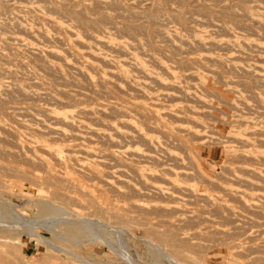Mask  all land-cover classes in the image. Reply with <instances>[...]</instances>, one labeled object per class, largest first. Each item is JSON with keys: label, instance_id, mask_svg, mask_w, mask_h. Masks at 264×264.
I'll list each match as a JSON object with an SVG mask.
<instances>
[{"label": "bare ground", "instance_id": "6f19581e", "mask_svg": "<svg viewBox=\"0 0 264 264\" xmlns=\"http://www.w3.org/2000/svg\"><path fill=\"white\" fill-rule=\"evenodd\" d=\"M8 1H10V0H0V5H1L0 8L3 6H6V8L13 10L16 13L21 14L22 12H24L25 15L26 14H29V15L32 14V17H34L36 20V23H35L36 27L32 29L31 26H29V25L27 26V24L25 22L24 23L26 25H23L21 22H18L16 24V22H15L14 25H16L18 27L20 33L12 36L10 38H8L9 36L5 37V39H7V38L9 39L8 42L6 41V42H4V44L0 45V95L2 94V96H3V94H8L10 92H12V93L16 92L17 95L20 94L21 97H24V100L26 98H29V97L32 98V96L38 97V95H43L48 99V102L50 104L46 103V105L47 104L48 105L45 107H41V106L29 107L28 106L27 108H21L20 106H18L21 109L26 110V114L30 108H31L30 111H32V109L34 111L37 110V112H36L37 114H38V111H40V112H42L43 117L42 118H36L35 116H33V114L30 113V117H29L30 119L28 118L29 120H26L27 118L26 119L24 118L25 120L14 119V121L17 120L16 122L19 123L23 128V130L14 131V130L8 128L6 122L5 123L1 122V120L4 117H7L9 114H12L13 112L12 113L10 112L9 114L7 112L6 113L3 112L4 108L2 109L1 106H3L5 103L3 102V100L0 97V123H1L0 124V129H1L0 135H5L8 137L11 136L12 139L21 140V142H22V144H21V143H18V141H15L17 143V145L14 146V149H11L12 148L11 147L9 150L7 149V151H5L4 149L1 148V150H0L2 152V153L0 152L1 154L4 153L7 156V158L8 157H14L15 158L17 156V157H19L18 158L19 160L20 159L28 160L30 156L36 155V153L39 151L45 155H48V157H50L54 162H56L55 164H62L64 159H68L70 161H73L76 164H79L80 168L84 172H87L89 175H91L92 177L96 178L99 181L101 179V176H103L101 174L102 170L100 171V169H99L100 164H102V163H100V159L102 158V157L100 158V154H101V150H102V149H100L101 148L100 146H102L101 143L104 142V141L101 142V140L106 139L105 142L109 141L110 143L114 144L115 142L116 143L118 142L117 138H119V140H120V142H118L119 144L115 143L116 146H118V149L110 151V155H111L113 160L112 159H109V160H110V162L116 161L117 166H118L119 162H120V164L124 163L125 165L124 164H122V165H124V167L128 168L127 170H130V172H132V174L135 173L134 174V175H136L135 177L138 178L136 183L131 181L130 179L124 180L123 186L125 188L131 190V192L136 194L137 196H139V195L140 196L150 195L153 197H160V198H162V197L163 198L164 197L173 198V200H171L169 198L172 201L171 203L168 202V204H161L160 203V204L148 205L149 207L144 205L143 201L140 199H139V202L138 201L136 202V200H135L134 202H132L130 204V206L132 207V210L137 211V216H138V213L141 214L138 216L140 218L134 217V218H136V220L138 218V220H137L138 222H140L139 220L141 218L146 219V220L141 219V222L143 220L147 221L146 222L147 227L145 229V230H147L146 231L147 234L149 232L152 235L155 234L158 236H165V240L160 239L159 242L157 241V244H155L156 242L154 243L153 238H152L153 242L150 239L152 243H148V244L150 245V249L152 251H155V252L161 251V255H164L166 257V259H168L170 261L171 264L173 262H179L181 260L180 258L182 257L181 255H180V258L178 257L179 251H177L175 248V247H177V245L175 247H173L175 245L174 243H177L178 241L180 243L182 241H187L184 239H185V234H187L185 232L187 229L185 230V228H188V227H186L188 225H186L185 228L183 229V227L181 225H185V224H180V223H190L189 221H191V223H192L194 220L195 225H196V223L197 224L200 223V226H201L202 223L207 222L206 220L210 221V218L207 219L206 216H203V215L207 214V212L210 211L211 208L214 209L216 211V213L220 214V216L225 215V220H223V218H221L223 221H226V217H227L226 214L235 213V211L232 212V210L233 209L238 210L239 207H240L239 209H241V206L243 208H245L244 206H246L248 208V210H247L248 212L250 210L249 208L253 209V211H254V208H256L258 210L259 209L264 210L263 209L264 204H262L264 202L257 200L256 197H254L255 199L252 198V200L254 199L256 202H254L252 204L248 203V200L250 198L247 196H249L253 192H248L250 194L246 196V192L244 195L242 193L244 191L241 192L240 189H239L240 192L238 193L237 197H235L233 199V196L231 194H230V196L232 197L233 200L236 199L240 203V205L242 204L241 206H239L237 208L233 207V209H232L230 206L223 204V202L226 201L223 199V197L226 198L228 196L227 199L230 201V199H229V198H231L229 196L230 190L228 193V189H225V191H227V193H224L223 195L227 194L226 196L218 195L219 192L218 193L216 192V194L212 193V192L215 190L217 191V189L219 188V190H222L221 192L223 193L224 192V184H228L227 181L226 182L223 181V183H222V181H220V182L219 181L218 182L211 181L210 183L208 182L210 184L209 186H211V187H209L207 189V191L206 190L201 191L197 188L192 187L193 189L188 190L189 192H187V190L185 191V192H187L186 195H182V196H185V197H183L184 199H182L181 193H180V195L178 193V195L181 197L180 200H179V198L177 199V193L175 194V191L176 190H177V192H184V191H179L178 190L179 187L178 188L174 187V185L176 186V183H173L169 179V175L174 174L177 176L178 175L181 176L183 174L182 177H185V176L187 177V175L189 173L187 174L185 172L186 170L180 171V172H178V171L177 172H170L171 169L169 167H167L168 166L167 163H166L167 166H165L164 162L161 163L162 157L161 158L159 157L161 159L159 161V158L157 157L158 154L156 155V148L159 147L158 148L159 151L161 149L163 154L166 155V157H167L166 159L169 158L171 161L177 159V153L174 152L176 150V148L175 149L173 148L174 150H169L171 147L169 149L164 148V147L160 148L161 147L160 143H162V141L160 140L161 141L160 142L158 137L155 136L154 134H152V131L156 130V132H153V133H156L157 135L159 133L157 131H161L162 135H159L160 137L165 136V137H168L167 139L172 138L173 142L176 141L175 143H177V145H179L180 147H184V148L188 147L186 145V141H184L185 138H183L184 133L186 135H189L190 137H194L193 139L196 138L197 141L199 139L200 140L204 139L205 137H209L207 139L211 138V139H214L216 141L218 140L219 141L218 143L221 144L220 146H222V148L224 150V154L225 153L227 154L226 157L229 156L230 158H233V160L235 158V160L237 159L238 161L240 159L239 162L236 161L238 164L237 166L232 167L233 165H235L236 162L232 161L234 164L231 162L233 165L230 164V165H232L231 166L232 168H230V169L231 170L234 169V170H232L233 172L228 171L229 174L234 173L235 169L241 173H242V171H246L247 173L249 172V173H251L250 175H252L253 173L264 174V149L262 148V146H264V118H261V115L254 116V112L251 109L252 107L249 108V104L247 102V99H249V97L251 96L250 94L253 93V95H256V93L251 91L252 93L249 94L250 96L247 95L249 97L244 96L243 92L246 91L248 93L250 90L248 87H246V85H248V84H246V82H243V81H240V83L238 81L239 85L242 83L240 85L241 88L243 86L242 89L237 88V86L239 87V85L237 83H234V82L222 81V83H223L222 87L220 86L221 84L219 85V83H217V84L220 87H217V86H213L212 83L210 84V83H205L204 81H202L203 77L207 78L209 75H214L217 73L212 68L213 65L226 64L233 69L234 67H236L238 62H241L240 64H243L240 66L242 73L247 75V76L252 77L257 82H260L261 83L260 85L264 86V6L263 5H260L258 3L253 4L254 2L252 1L253 2L252 6L248 7L246 10L242 9L243 14H244V11H246V16H244V17H246V19L249 21V23H252L253 25H255V24L258 25V27L261 30H263V34H259L256 31L250 33L252 29L246 30V31H248V32L250 31V32L245 34V32H244L245 30L243 31V29H242L245 27H242V26H241L242 28L240 27L241 29H239V31H243L244 33L239 32L238 30H236L238 28H235V27L240 26V24H241L240 22H239L240 24L237 26L235 25V27L227 24V22H223L221 24L210 22L208 24V27L204 26V27H207L206 29H208V28L210 29L209 31H207V30L203 29L204 27L199 23V20L197 18L192 19L190 17L192 19V20H190V22L191 21L193 22V26L187 28V30L189 29L187 33H185L187 31L185 28H183V29H185V31H184V33H182L183 31L180 30V28L182 29V27H180V26H179L180 28L178 26L177 27L173 26L172 28L164 30L163 32L159 31L162 34L160 36H163L166 40L169 41V45H168V42L164 38H161L160 36L159 37L167 42L166 45L168 47L170 46V48L172 49L171 51L175 52V55L172 54L170 56H167V55L164 56V53L166 52L165 51L166 48L161 49L162 51H165L164 53L162 51L158 52L159 50H156L158 52V54H157L156 52H154L155 49H153L154 51L151 50L154 47L152 46V48H150L151 46H150V43L148 44V40H147V42L145 41L146 38L144 41L150 46L149 49H147L148 45L145 42L143 43L139 39V37H135L136 36L135 33L138 32L135 30L137 26L133 27V28H135L134 29L136 31L135 33L132 31V28H131V26H133V25L128 26V28H126V29L120 27L119 29H121V30L123 29V30L127 31V33H128V34H126L127 38H124L126 36L124 31H122V32H124V34H123V36L125 35L124 37L121 35L120 38H119V36H116L117 38H113L112 37L113 34L111 35L107 31V28H106L107 26L102 25L103 27H101V24L104 23L105 21L107 22L106 24L112 23V22L108 21V16H107L108 14L105 15L106 13L101 17L107 18V20L105 19L104 22L100 21L101 24L99 25V28H97V29L94 28L96 30V31H94V29L92 27L89 28L90 25L87 22V20H89L90 22H91V20L90 19L85 20L83 18V17H85L84 16L85 14H83V17H81L80 13L78 14L77 11L75 13V17L77 18L78 22H80V23H77V21H76V23L78 25L75 23L74 26H72L73 24L72 25L70 24L71 22L69 21V19H71L72 15H74V14H72V11L69 9V7H68V9L71 11V13H70L71 16L69 15V17H71V18H69V19L67 18V19L70 23L66 21L67 19L63 20V18L60 17V16H62L61 13H60L61 15L59 14L60 16L56 15L57 13H59V10H57V9L59 7H62L63 5L65 6L67 4V2L64 4V2H62L61 0H18L16 3L9 4ZM63 1H65V0H63ZM70 1H72V3H73L75 0H70ZM90 1L93 3V4L92 3L91 4L94 5L95 8L97 6H99V7L100 6H104V7L110 6L111 7V6H115V4L117 3V2L115 3L116 0L115 1L114 0H77V2L79 4H81V6H82L81 9H85L86 7H88V5L90 4ZM179 1H180L179 3H181V2L184 3V1L186 2V0H179ZM255 1L260 2V0H255ZM77 2H75V3H77ZM135 2H137V1H135ZM215 2H216V0H215ZM263 2H264V0H263ZM68 3L70 4V6L74 7L73 4L71 5V3L69 1H68ZM118 3L117 4L120 5V2H118ZM182 5H184V4H182ZM129 6H131V5H129ZM132 6L136 7L133 4H132ZM175 6H177V5H175ZM99 7H97V8H99ZM104 7H101V8L104 9ZM204 7H205V5H204ZM223 7H225V6H223ZM90 8H92V7H89V9ZM105 8H108V7H105ZM121 8L124 10H126V9L131 10V8H129L128 6H124ZM160 8L157 7L156 9L158 10ZM205 8L207 9V7H205ZM63 9H65V8H63ZM113 9H111V10H113ZM178 9L179 8H177V10ZM55 10H57V13ZM86 10H88V9H86ZM96 10L98 11V10H100V8L96 9ZM96 10H95V13H96ZM108 10H110V9H108ZM117 10H121V9L118 8ZM124 10H122V11H124ZM4 11H6V9ZM90 11H92V9ZM122 11H120V13H122ZM154 11L157 12L156 10H152V12H154ZM179 11L177 13L178 16L180 14ZM7 12L9 13L8 10H7ZM202 12L204 13V11H202ZM11 13H12V11H11ZM82 13H83V11H82ZM99 13H100V11H99ZM127 13H128V10H127ZM169 13H171V11ZM224 13H225V11H224ZM221 14H222V11H221ZM66 15L68 16V13ZM109 15H111V14H109ZM112 15H113V13H112ZM227 15L229 16V13ZM155 16L153 18H155ZM238 16L241 17V15H238ZM119 17H120V15H119ZM171 17H172V15H171ZM65 18L66 17H64V19ZM95 18H97V16ZM208 18H209V16H208ZM73 19H74V17L71 20L73 21ZM99 19L103 20V18H100V17H99ZM185 19H187V18H185ZM171 20H173V19H171ZM174 20H175V18H174ZM176 20L178 21L179 19L176 18ZM247 20H244V21L247 22ZM18 21H20V20H18ZM183 21H184V19H183ZM216 22H218V21L216 20ZM231 22L233 23V21H231ZM246 22H244V23H246ZM92 23H93V20H92L91 24ZM79 24H82V25L88 24L89 25V26L88 25L87 26L80 25L82 27V29L87 28V32H85V34H83V32L86 31L84 29H83L84 31L82 33L78 32L76 30L77 26H78V28H81V27H79ZM177 24L180 25L179 22ZM182 24H184V23H182ZM75 25H77V26H75ZM128 25H130V24H128ZM184 26H186V25H184ZM250 26H251V24H250ZM7 27H8V25H7ZM95 27H97V26H95ZM122 27H124L123 24H122ZM141 27H142V25H141ZM88 28L90 30H92V29L93 30L90 31V30H88ZM247 28L249 29L250 27L247 26ZM254 28L257 29L256 27H254ZM111 29H113V27H111ZM111 29H108V30H111ZM117 29H113V30L117 31ZM142 30H144V29L142 28ZM214 30H220L221 32L223 31L224 33L221 36H219V35L212 36V33H214L213 32ZM139 31H141V30L139 29ZM145 31H146V29H145ZM148 31H150V30H148ZM150 33H151V31H150ZM153 33H154V31H153ZM219 34H221V33H219ZM128 35L130 37H128ZM137 35H138V33H137ZM0 39H2V38H0ZM3 41H4V39H3ZM157 43H159V42H157ZM146 45H147V47H146ZM163 46H165V45H163ZM191 46H194V49L195 48L196 49L194 51L192 50L193 52L191 51V53H190V49H193V48H191ZM156 47L159 48V46H156ZM186 47H188V49L190 47L189 53L187 52V50L185 51L184 48H186ZM158 48H156V49H158ZM184 51H185V53L187 52L188 54H186V55L182 54V52H184ZM246 52H250V53L254 54V57H255L254 61H253V57H251L253 63H246V61L250 60V58H249L250 55L248 56V54ZM161 53H163V54H161ZM166 54H167V52H166ZM28 65L33 68V72L32 71L30 72V73H33V76H32L33 78L31 77L32 79L27 80L26 82H21V81H19V80H21V79H19L21 77L20 76L18 78L19 80H17V74L19 75L21 73V69L22 70L25 69V67H28ZM69 72L70 73L74 72V74L76 76H78L80 79L77 77H73V76H75L73 74H72V76H70ZM133 72H135V75L132 74ZM68 73H69V75H68ZM240 74H238V76ZM67 75L70 79L71 78L72 79L68 80L69 78L67 79ZM25 76H23V77H25ZM49 76H52L53 79H51ZM193 78H194V81L196 80L197 82L194 83V81L192 80ZM187 79L188 80L190 79L193 82H191V81L189 82V81H187ZM55 80H57V81L60 80L61 82L65 81V82L71 83L73 85V87H77V89H71V88H69L71 90L62 89V88H59V86H57V84H55L57 86V88H55L54 83L57 82ZM215 80H217V79H215ZM215 80H213V81H215ZM23 81H25V80H23ZM217 82H220V81L218 80ZM250 82H252V81H250ZM213 83H215V82H213ZM62 84H64V83H62ZM235 84H237V86ZM53 85H54V87H53ZM251 86H249V87L254 88L253 86L252 87ZM198 87L203 90L202 92L205 91L204 92L205 95L204 94L203 95L198 94V92L196 93V88H198ZM82 89H84V90H82ZM255 90H257V88H255ZM61 94H65V95L67 94L70 98L67 96L68 98L64 99V97L62 98ZM94 94H96V96L99 94H106L104 96H107V99L105 97H103L102 95H99V98L101 96L103 97V98H100L101 100L105 98L103 101H100V100H98L99 99L98 96L97 97L93 96ZM14 95H15V93H14ZM208 95H210V97L212 96V98H215L214 100L217 101V103H219L220 107L222 106L223 108L217 109L215 107L216 104L215 105L213 103L209 104L208 101L206 99H204L206 96L209 97ZM245 95H246V93H245ZM92 96L95 97V99L97 98V100H91L93 102H90L89 99L93 98ZM39 97H41V96H39ZM45 97H44V99H46ZM164 98H167V99H164ZM36 99L37 98H35V100ZM87 101H89V103ZM174 101H178V102L175 103ZM258 101H256V103ZM33 103H34V101H33ZM35 103H36V101H35ZM238 104H240L241 107L243 106L242 109H246L247 111L244 110L245 112H240L241 109L240 110L238 109ZM253 105H254V102H253ZM4 107H6V105H4ZM258 107H260V106H258V104H257V108ZM7 108L12 109V111H15L16 109H17L16 111H18V109L20 110V108H17V107H10L9 106ZM215 108L217 110L214 113H216L218 111V114H220V111H221L222 115L213 114L212 109H215ZM261 108L264 109L263 106L260 107L259 109H261ZM10 109H8V110H10ZM228 109L230 110V112L228 111ZM253 109H255V108L253 107ZM251 110L253 113L250 112ZM34 111H32V112H34ZM254 111H256V110H254ZM26 114H24V115H26ZM251 114H253V116H251ZM9 116L13 118V114L9 115ZM15 116H17V114ZM40 116H42V115H40ZM204 116H210L211 118L214 119V120H212L209 117L212 121L221 123L223 125V127H224V125L227 126L228 127L227 128V134L225 136L219 135L218 132H216L217 134H215L214 131L212 132V130H211L212 128L210 130H208V132H207L205 129L207 127L208 128L210 127L208 125L210 123L202 121V117H204ZM263 116L264 115H262V117ZM105 117L106 118L109 117V118L105 119ZM205 119H207V117ZM179 121H180V123H176V124L173 123V122H179ZM182 122H184V124ZM212 124H215V123H212ZM173 128L175 129L174 131H176V132L172 131ZM177 132H179V134ZM181 132H183L182 135H180ZM205 132H207V133L211 132V135L210 136L206 135ZM216 135H218V136H216ZM31 139H34V140L31 141ZM99 139H101V140H99ZM124 139H126L127 143L122 142V140L124 141ZM28 141H30L29 144H27ZM11 142H13V141H11ZM98 142H100V143H98ZM105 142L103 144L107 143V142L106 143ZM212 142H211V144H212ZM120 143H121V145H120ZM163 143H165V142H163ZM6 144L8 145L10 143H7V141H6ZM113 144H111V145H113ZM108 145L111 146L110 144H108ZM171 145H172V143L170 144V146ZM202 145H204V144H202ZM3 146H4V144H3ZM106 146H103V147L106 148ZM109 146H108V148H110ZM113 146L115 147V145H113ZM113 146H112V149L114 148ZM0 147H1V145H0ZM176 147H178V146H176ZM6 148H8V147H6ZM180 150H178V151H180ZM188 150H186V151H188ZM107 154H109V153H107ZM190 154L191 153H189V155ZM185 155H184V157H186ZM159 156H161V155H159ZM103 157H105L106 160L108 159V158H106V155H103ZM124 157H126V158H124ZM229 157H228V159L230 160ZM10 159H9V161H10ZM37 159L40 161V163H38V165H42L43 166L42 169L45 172L53 171V165L50 164L48 160L44 159L43 157H39V156H37ZM223 160H224V158H223ZM148 161H150L151 163L152 162L156 163L159 161L161 166L159 165V163H157L160 168H158V169H156L157 167L150 168L147 165H145V164H147ZM2 162H1V164H2ZM5 162H8V161H5ZM10 163L13 164L12 162H10ZM143 163H145V164H143ZM226 163H228L227 165L229 166V162H225L224 164H226ZM256 164H257V166H256ZM105 165H106L105 167L109 168L106 163H105ZM11 166L13 167V165H11ZM103 166H104V164H103ZM110 166H111L110 168H112L114 170L115 167H112V165H110ZM153 166H156V165L153 164ZM4 167H6V166H4ZM15 167H16V165H15ZM36 167H40V166H36ZM101 167H102V165H101ZM110 168L108 170H111ZM173 168H175V167H173ZM188 168H190V167H188ZM18 169H20V168H17V170ZM178 169H180V168H178ZM181 169H183V168H181ZM224 169L225 170L229 169V167L225 168V166H224ZM224 169H222V170H224ZM10 170H11V168H10ZM145 170H149L150 172L145 173ZM174 170H177V168H175ZM225 170H224V172H225ZM0 171H2V170L0 169ZM18 171H19L18 173L21 172L20 170H18ZM106 172H105V174H106ZM220 172H222V171L220 170ZM224 172H222V173L224 174ZM10 173H13V172H10ZM15 173H17V172H15ZM226 173H225V175H227V178L224 177V178H226L225 180L230 178L228 176L229 174L228 173L226 174ZM249 173H248V175H249ZM8 174H9V172H8ZM118 174L120 175V173H118ZM218 174H221V173H218ZM242 174H245V173H242ZM106 175L104 176L105 177L104 180L107 178ZM248 175H247V177H248ZM257 175H254L252 178L253 179L255 178V180H258V181H259V179L262 178L261 179L262 182L259 183L260 184L259 186L256 185V187L258 186V188H259L262 185L261 187H262V189H264L263 177L260 176V178L257 179L258 178V177L256 178ZM195 176H198V173H196ZM195 176L193 177L194 179H195ZM230 176H233V174ZM235 176H237V174ZM235 176L231 177V178H235L237 180L238 178ZM110 177H111V175H110ZM122 177H123V175H122ZM125 177H127V176H124L123 178H125ZM188 177H189V175H188ZM238 177H239V175H238ZM113 178L114 177H112L111 179H113ZM157 178H159V179H157ZM114 179H117V178L115 177ZM160 179L166 180L167 184L165 183V180L163 181L164 185L166 184V187L163 185L161 186V185L157 184L156 180L161 181ZM210 179H211V177H210ZM217 179H220V178L217 177ZM139 180H141V181H139ZM187 180H188V178H187ZM200 180H201V178L197 181L199 182ZM230 180L235 181L232 179H230ZM102 181H103V179H101V182ZM116 181H118V180H116ZM138 181H139V183L140 182L141 183L139 184ZM192 181H193V179H192ZM240 181L243 182L239 178L238 185L240 184ZM237 182H232V183L235 184ZM247 182H249V184H252L251 183L252 181H247ZM66 183L70 187H75V185H77L75 181H71V180L67 181ZM115 183H117V182H115ZM203 183H204V181H203ZM245 184H246V181H245L244 185ZM105 185H107L108 187L110 186V188L112 187L111 182H109L108 180H105ZM118 185H120V184L118 183ZM167 185H169L170 187H167ZM238 185H236V186H238ZM242 185L243 184L241 183V186ZM241 186L239 185L240 188H241ZM248 186H250V185H247V187ZM253 187L255 188V186H253ZM113 188L116 191L123 193V191L118 189L117 187H112L111 189H113ZM173 188H175L176 190L174 191ZM249 188H251V186ZM254 188H252V189H254ZM243 189H244V187H243ZM262 189H260V192ZM181 190H183V189H181ZM232 190H231V192H233ZM254 190L256 191V189H254ZM254 190H252V191H254ZM245 191H246V189H245ZM263 191L264 190H262V192ZM258 195H261V194H258ZM258 195H257V197H261ZM65 196L69 200L72 199V201H75V202L79 201L76 198H74L73 196H70L68 194H65ZM150 196H149V198H150ZM153 197H152V199H153ZM246 197L248 199H246ZM174 198L177 200H175ZM152 199L151 200L149 199V200L152 201ZM140 201H142V203H140ZM153 201H154V199H153ZM159 201L161 202L162 200L159 199ZM159 201H154V202L159 203ZM167 201H168V199L166 200V202ZM237 201H234V202L231 201V202L236 203ZM154 202H152V203H154ZM166 202H164V203H166ZM231 202H228V203H230V205H232V206H234V205L238 206L239 205V204L236 205L238 202L236 204H233V203L231 204ZM186 205H194V210H193L194 212H192V213H194L193 217H191V216L187 217L186 216L185 211L188 212L187 214H189L191 212V211H188L189 209L187 210ZM45 206H46L45 209L46 208L50 209L49 210L50 213L57 211V213L54 212V214L62 215V212H65L64 207L60 204L46 203ZM189 207L192 208L193 206H189ZM224 207H227V208L229 207L230 209H227V208L225 209ZM205 208L209 209V210L207 209L208 211L206 213H205ZM243 208L241 210H243ZM47 209H46V211H47ZM147 209L153 211V212L149 211V213H151L153 216L158 215L159 213H160L159 215H161L162 213L164 215L168 214V215H166V217H168V219H169L168 221L166 220V226H168V227L165 228L164 230H160V229H157V227H159V225H157V223H155L157 227L152 226L154 224H152L150 222V220H151V218L153 219L154 217L151 216V218H149L148 216H146V215H149ZM262 210L260 213H258L260 210L255 211V212H257L258 214L262 213L261 216H263V217L261 218L260 221L264 222V220H262L264 218V215H263L264 212ZM154 211H157L156 212L157 214H154L155 213ZM243 211H245V209ZM251 211H250V213H252V215H253V212H251ZM225 212H227V213L224 214ZM47 213H48V211H47ZM192 213H190V214L193 215ZM209 213L211 214L210 216H212V212H209ZM209 213H208V217H209ZM243 213H246V212H243ZM243 213L240 215L238 214V216L243 217ZM183 214L187 217V219H184L185 217H181ZM218 214H216V216ZM258 214L255 215L254 218L258 217ZM7 215H9V214L6 213L3 210V208L0 207V228L11 226L12 223H16V222L22 223L23 225L28 226L30 228L34 227V225L36 224L35 223L36 221L31 220V219L26 220V221H20V219H19L20 216H18L16 213H13L12 218H10V219H6L5 216H7ZM244 215L247 216L246 214H244ZM178 216H180V217H178ZM216 216H214V217H216ZM238 216L236 217L237 219H238ZM250 216H251V214L248 216V218ZM163 217H165V216H163ZM172 217H174V219H170ZM217 217H216V219H217ZM229 217H230V215H229ZM236 218H234V220ZM244 218H246V217H244ZM259 218H260V215H259ZM212 219L213 218H211V220ZM232 219L233 218H231V221H232ZM60 220L55 219V218H51L50 220L47 219V220L41 221L40 224L43 227H49L50 225L57 226L60 223L59 222ZM80 220H82V219H80ZM183 220H184V222H183ZM99 221H103V220H99ZM244 221H245V219H244ZM248 221L249 220L247 219L246 222H248ZM251 221H253V220L251 219L250 222ZM254 221L257 225L256 220H254ZM78 222L80 224H83L79 229L81 231H83L86 234V236L88 235V237H89L90 235L91 236L94 235L93 238H95V240L99 241V242L102 241L104 243H109L108 241H104L103 239H105V240L110 239L111 238L110 236L113 233H116L115 227L111 226V225L109 227H107V229H105V230H103V229L94 230L91 226H88L87 224H85L86 223L85 221L84 222L78 221ZM210 222L213 223L215 221H213V222L210 221ZM238 222L236 221V223H234V221H233L232 222L233 224H231V225L234 226V224H238ZM258 222H259V220H258ZM261 222H259V223L261 224ZM263 222H262V224H264ZM242 223L245 224V222H242ZM207 224H209V223H207ZM248 224H249V226L252 225L251 223H248ZM260 224L255 226L256 230L257 229L261 230L262 224L261 225ZM162 225L164 226L163 222H162ZM192 225H194V224H192ZM240 225H242V224L240 223ZM207 226L209 227V225H207ZM213 227L214 226H211L210 228H213ZM246 227H247V225H246ZM257 227H259V228H257ZM179 228H180V230L183 229L185 231H183V230L178 231ZM194 228H192V229H194ZM230 228L232 229V226ZM235 228H237V226ZM238 228H239V226H238ZM262 228H263V226H262ZM213 229H214V231L218 230V229L215 230V228H213ZM226 229H228V228H226ZM226 229H224L223 231H225ZM188 231H189V229H188ZM214 231H211V232H214ZM220 231H221V233L223 232L221 229H220ZM262 231H264V230H262ZM262 231H260V232H262ZM192 232H193V230H192ZM200 232H202V231H200ZM260 232L257 233L258 236H259ZM217 233H219V231H217ZM263 233L264 232H262V234ZM244 234H245V231H244V233H242V235H244ZM61 235H62V238H64L65 240H67L69 242L70 241L74 242V239L71 236H69L68 233L65 236H63L64 234H61ZM213 235H217V234H213ZM86 236H84V237L86 238ZM166 236H168V239H166ZM78 237L79 236H77L76 238H78ZM191 237H193V236H191ZM235 237L233 236V239ZM248 237L249 236L247 235L246 238H248ZM254 237H255V235H254ZM39 238L42 240V237H39ZM246 238H244L243 241H246L245 240ZM155 239H156V237H155ZM251 239H253V238H251ZM258 239H259V237L257 238V240ZM240 240H242V239H240ZM262 240H264V238H262ZM149 241H147V242H149ZM190 241L191 240H189L188 242H190ZM237 241L238 240H236V242ZM243 241H242V243H243ZM261 242L263 243L264 241H261ZM242 243L241 244L237 243V244L242 245ZM247 243H248V241H247ZM162 244H166V246L170 245L173 248L168 249L169 248L168 247L167 249H163L162 247H160V245L162 246ZM181 244H183V243H181ZM184 244H185V242H184ZM233 245H234V243H233ZM257 245H259V243H257ZM178 246H180V245L178 244ZM182 246H180V247L182 248ZM236 246H238V245L235 244V247ZM260 246H262V245H260ZM249 247L251 248V245ZM257 247L260 248L259 246H257ZM181 248H179V249H181ZM229 248H231V247H229ZM245 249H247V248H245ZM263 251H262V253L260 252V254H262V256L259 257V259H261L262 261H264ZM183 252H184V250H183ZM122 255L126 259L130 260L129 257H127V253L124 250L122 251ZM256 257H258V256H256ZM259 259H258V261H259ZM101 264H104V263H101ZM183 264H186V263H183Z\"/></svg>", "mask_w": 264, "mask_h": 264}, {"label": "rangeland", "instance_id": "374dc122", "mask_svg": "<svg viewBox=\"0 0 264 264\" xmlns=\"http://www.w3.org/2000/svg\"><path fill=\"white\" fill-rule=\"evenodd\" d=\"M17 1L18 0H10V1H8V3L9 4H11V3L13 4V3H16ZM61 1L64 2V4L67 2V4L69 6L67 4L65 6L63 5L64 7L63 6L62 7L65 8V9H63L62 7H59L57 9V10H59V13H57V10H55L56 13H57V14L56 13L55 14L58 15V16H60L62 14L63 17L62 16H60V17L63 18V20H66L67 18L68 19L71 18V17H69V15L71 16L70 13L72 11V14H74V15H72V18L74 17V19H75V20L73 19L74 22L71 20L72 18L69 19V21L71 23L68 21V19L66 20L71 25L73 24L72 26H74L76 21H77V23H80V22H78L77 18L75 17L76 11H77L78 14L80 13L81 17H83V14H85L84 15L85 17H83L85 20L86 19H90L91 22L93 20L94 24L93 23L91 24V22L89 20H87L88 24L90 25L89 28L92 27L93 29L94 28L95 29L99 28V25L101 24V22L102 21L104 22L105 19L107 20V18L101 17V16H103L106 13L105 15L108 14L107 15L108 16V21L112 22V23L108 22L109 24H106L107 22L105 21L104 22L105 24L102 23L101 27L107 26L106 27L107 31L111 35L113 34L112 35L113 38H117L116 36H119V38H120L121 35L123 36L124 32H125V35L128 34L127 31H125L123 29L122 30L119 29L120 27L126 29V28H128V26L133 25V26H131L132 31L134 33L136 31H138L137 33H138L139 36L137 35V33H135L136 36L134 34L133 35L135 37H139V39L143 43L145 41L147 42V40H148V44L150 43L151 47L145 42L148 45L147 49H149V47L152 48V46H153L154 48H152L151 50L155 49V51L154 50L153 51L156 52L157 54H158V52L162 51L161 49H165L166 48L165 51L167 52V54H166L165 51H162L163 53L165 52L164 56H166V55L170 56L172 54L175 55V52L171 51L172 49L170 48V46L168 47L166 45L167 42H168V45H169V41L166 40L163 36H160V35H162L161 32H163L164 30L170 29L173 26H176V27L180 26V27H182V29L179 27L180 30L183 31V32L182 31L181 32L184 33L185 29L187 30L188 27L193 26V22L192 21H191L192 23L190 22V20H192L193 18H197L199 20V23L203 27L204 26L208 27V24L210 22L218 23V24H221L223 22H227V24L232 25L234 27H235V25L237 26V25H239L241 23L240 26L235 27V28H238L236 30L239 31V29H241L242 27H245V28H242L243 31L245 30L244 31L245 34L250 32V31L248 32L246 30H251V29L252 30H251L250 33L256 31L259 34H263V30H261L258 27V25H256V24L253 25L252 23H249V21L246 19V17H244V16H246V11H244V14H243V10H246L248 7L252 6L255 3H258V4L264 6L263 0H260V2L259 1L256 2L255 0H216V2H215V0H211V1L210 0L209 1L208 0H191V1L190 0H186V2L184 1V3L183 2L179 3L180 2L179 0L178 1L177 0H175V1L174 0L173 1L172 0H125V1L124 0H118V1L114 0L115 3L116 2L117 3L120 2V5H118L119 3L118 4L116 3L115 6H111V7L110 6H105V7H108V8H105L104 6H100V7L97 6V7L100 8V10H98V11L96 9H99V8H97V7L95 8V6L92 5L93 3L91 1H90V4L88 5V7H86L85 9H81L82 6H81V4H79L77 2V0H75L73 3L70 0H65V1L61 0ZM68 1L71 3V5L73 4L74 7L70 6ZM135 1H137V2H135ZM75 2H77V3H75ZM132 4L135 5L136 7L132 6ZM182 4H184V5H182ZM129 5H131V6H129ZM175 5H177V6H175ZM204 5H205V7H207V9L204 7ZM124 6H128L129 8H131V10L130 9H126V10L122 9L121 7H124ZM223 6H225V7H223ZM68 7H69V9L71 11L68 9ZM89 7H92V8L89 9ZM101 7H104V9L101 8ZM155 7L156 8L157 7L158 8L161 7V8L157 10ZM4 8L6 9V11H4L5 10ZM93 8L96 10V13L99 16L95 13V10ZM118 8H120L121 10H117ZM177 8H179V9L177 10ZM0 9H1L0 10V27H1L0 28V38H2V39H0V45L4 44V42H6V41L8 42V40H9L8 38L20 33L18 27L16 25H14L15 22H16V24L18 22H21L23 25L27 24V26L28 25L31 26L32 29L36 27V24H35L36 20H35L34 17H32V14H30V15L26 14L25 15L24 12H22L21 14L20 13H16L15 11L6 8V6H3ZM86 9H88L89 11L86 10ZM91 9H92V11H90ZM108 9H110V10H108ZM111 9H113V10H111ZM7 10L9 11L10 14L7 12ZM122 10H124V11H122ZM127 10H128V13H127ZM152 10H156L157 12H155V11L152 12ZM169 10L171 11V13H169L170 12ZM11 11H12V13H11ZM82 11H83V13H82ZM99 11H100L101 14L99 13ZM120 11H122V13H120ZM178 11H179L180 14L182 13L181 15L179 14L180 17L177 14ZM202 11H204L205 14ZM221 11H222V14H221ZM224 11H225V13H224ZM67 13H68V16L66 15ZM112 13H113V15H112ZM228 13H229L230 17L227 15ZM109 14H111V15H109ZM119 15H120V17H119ZM171 15H172L173 18L171 17ZM238 15H241V17L238 16ZM96 16H97V18H95ZM154 16H155V18H153ZM208 16H209V18H208ZM64 17H66V18L64 19ZM99 17L103 18V20L99 19ZM184 17L187 18V19H185ZM174 18H175V20H176V18H178L179 20L175 21ZM171 19H173V20H171ZM183 19H184V21H183ZM18 20H20V21H18ZM216 20L218 22H216ZM244 20H247L248 23L246 21H244ZM231 21H233V23ZM176 22L177 23L179 22L180 25L177 24ZM244 22H246V23H244ZM182 23H184V24H182ZM88 24H86V25L79 24V27H81L80 25L87 26ZM122 24H123L124 27H122ZM128 24H130V25H128ZM250 24H251V26H250ZM7 25H8V27H7ZM77 25H75V26H77ZM94 25L97 26V27H95ZM141 25H142V27H141ZM184 25H186V26H184ZM134 26L135 27L137 26L136 29L133 28ZM247 26L250 27V28L248 29ZM111 27H113V29H117V28L118 29L116 31V30L111 29ZM207 27H204L203 29L209 31L210 29L209 28L206 29ZM254 27H256L258 30L255 29ZM77 28H78V26H77ZM77 28H76V30L78 32H80V33H82L84 30H86V31H84L83 34H85V32H87V28H83L84 30L82 29V27L78 28V29ZM89 28H88V30H90ZM138 28L141 31H139ZM142 28L144 30H142ZM183 28H185V29H183ZM95 29H94V31H96ZM108 29H111V30H108ZM145 29H146V31H145ZM92 30H90V31H92ZM148 30H150L151 33ZM188 30L185 33H187ZM122 31H124V32H122ZM153 31H154V33H153ZM159 31H161V32H159ZM243 31H239V32L244 33ZM213 32L215 34L212 33V36H214V35L221 36L224 33L223 31L221 32L220 30H214ZM219 33H221V34H219ZM159 36L161 38H164L167 42L165 40L161 39ZM5 37H8V38L5 39ZM128 37H130V36L128 35ZM124 38H127V35ZM145 38H146V40H145ZM3 39H4V41H3ZM157 42H159V43H157ZM147 45H146V47H147ZM163 45H165V46H163ZM156 46H159V48L156 47ZM156 48H158V49H156ZM191 48H193V49H190V47H189L190 53H191L192 50L194 51L196 49V48L194 49V46H191ZM184 49H185V51L187 50V52L189 53L188 47H186ZM156 50H159V51L157 52ZM185 51L182 52V54H184V55L188 54L187 52L185 53ZM163 53H161V54H163ZM246 53L248 54V56L250 55L249 56L250 60L246 61V63H253V61L255 59L254 54L250 53V52H246ZM251 57H253V61H252ZM240 63L241 62L237 63V65H236L237 68L234 67L235 69L234 68L232 69L230 66H228L226 64L213 65L212 68L217 73L214 74V75H209L207 78L203 77L202 81H204L205 83H210V84L212 83L213 86H217V87H220V86L222 87V84H223L222 81H229V82H234V83H237V84H238V81H239V83H240V81H243V82H246V84H248L249 86L252 85L254 88H250L248 85H246V87H248L250 91L248 93L245 91V92H243V94L246 97H249L251 95L249 97V99L251 97L252 98L250 100L247 99V102L249 104V108L252 107L251 109L254 112V116L261 115V118H264V116L262 117V115H264V109L263 108L259 109L262 106L264 107V103H263L264 102V86L260 85L261 83L257 82L252 77L243 74L241 69H240V66L243 65V64H240ZM28 67H25V69H23V70L21 69V73L19 75L17 74V80L21 79L19 81L26 82L27 80H30V79L33 78L32 77L33 73H30L31 71L33 72V68L31 66H29V65H28ZM69 73H68V75H69ZM72 74L75 75L74 72H71L70 76H72ZM132 74L135 75V72H133ZM238 74H240V75L238 76ZM68 75H67V79L69 78ZM23 76H25V77H23ZM49 77L51 79H53L52 76H49ZM73 77L79 78L76 75L73 76ZM22 79L25 80V81H23ZM71 79L69 78L68 80H71ZM215 79H217V80H215ZM192 80L194 81V78ZM213 80H215V81H213ZM218 80L220 82H217ZM55 81H57V80H55ZM187 81L190 82L191 80L187 79ZM193 81H191V82H193ZM250 81H252V82H250ZM195 82H197V81L195 80L194 83ZM213 82H215V83H213ZM62 83H64V84H62ZM217 83H219V85L220 84L221 85L218 86ZM55 84H57V86H59V88L66 89V90L77 89V87H73V85L71 83H68V82H65V81L61 82L59 80V81L55 82L54 85ZM237 84H235V85L237 86ZM54 85H53V87H54ZM240 85H239V87L237 86V88L242 89L243 86L241 88ZM57 86L55 85V88H57ZM69 88H71V89H69ZM255 88H257V90H255ZM82 90H84V89H82ZM202 91L203 90L201 88H199V87L196 88V93L198 92V94H201V95L204 94L205 95V93H204L205 91L204 92H202ZM251 91L256 93V95H253V93ZM11 93L12 92H10L8 94H3V96L1 94L0 97L3 100V102L5 103V104L4 103L3 104L6 105V107H4L3 104H2L3 106H1L2 109L4 108L3 112H5V113L7 112L8 114L10 112L11 113L13 112L12 113L13 114V118L9 116V115H12V114H9L7 117H4L1 120V122L2 123L6 122L8 128H10V129H12L14 131L23 130L22 126L19 123H17L16 121L17 120H25L26 118H27L26 120H29L30 119L29 118L30 117V113L33 114V116H35L36 118H42L43 117V114L40 111H38V114H37L36 113L37 110L34 111L32 109V111L35 112L34 113V112L30 111L31 110V108H30L29 111H27V114H26V110L21 109V108H27L28 106L29 107H34V106L45 107L48 104H50L48 102V99L45 96H43V95H38V97L37 96H35V97L32 96V98L29 97V98H26L24 100V97H21L20 94L17 95L16 92H13L12 94ZM14 93H15V95H14ZM245 93H246V95H245ZM250 93H252V94H250ZM61 95H62V98L64 97V99H67L69 97L67 94L66 95L65 94H61ZM99 95H102L103 97H105L107 99V96H104L106 94H99ZM99 95H97L98 98H99ZM247 95H249V96H247ZM39 96H41V97H39ZM93 96L97 97L96 94H94ZM102 96L100 98H103ZM208 96L209 97L206 96L207 98L206 97L205 98L203 97V98L206 99L209 104H212V103L214 105L216 104L217 106L215 105V107L217 109L223 108L222 106L220 107L219 103H217V101L214 100L215 98H212V96L210 97V95H208ZM44 97L46 99H44ZM95 97L90 98L89 101L93 102L91 100H97V98L95 99ZM35 98H37V99L35 100ZM100 98L98 99L100 101H103L105 99L104 98V99L101 100ZM164 99H167V98H164ZM33 101H34V103H33ZM35 101H36V103H35ZM89 101H87V102L89 103ZM256 101H258V102L256 103ZM174 102L177 103L178 101H174ZM253 102H254V105H253ZM46 103H48V104L46 105ZM257 104L260 107L257 108ZM239 105L240 104H238V109L239 110L241 109L240 112L247 111L246 109H242L243 106L241 107V105L240 106ZM9 106L10 107H17V108L21 107V108H20V110L18 109V111H16L17 109L15 111H12V109L7 108ZM18 106H20V107H18ZM253 107L255 109H253ZM216 108L212 109L213 114L222 115L221 111H220V114H218V111L216 113H214L217 110ZM8 109H10V110H8ZM252 110L250 112H252ZM254 110H256V111H254ZM228 111L230 112L229 109H228ZM16 114H17V116H15ZM24 114H26V115H24ZM40 115H42V116H40ZM251 116H253V114H251ZM206 117H207L208 120L205 119ZM209 117L210 116L202 117V121L210 123V124H208L210 127L209 128L207 127L205 130L208 132V130H210L212 128L211 130H212V132L214 131L215 134H217L216 132H218L219 135L225 136L227 134V128L228 127L225 126V125L223 127V125L221 123L214 122V121H212L214 119L210 117L212 119L211 120ZM108 118L105 117V119H108ZM14 119H17V120L14 121ZM173 123L174 124L180 123V121L179 122H173ZM182 123L184 124V122H182ZM212 123H215V124H212ZM174 130L175 129L173 128L172 131H174ZM153 132H156V130L152 131V134L157 136L159 141L160 140L162 141V143H160V145H161L160 148L164 147V148H168L169 149L171 147L169 150H174L176 148V150L174 152L177 153V159L178 160L176 159V160H173V161H171L169 158L166 159L167 157H166L165 154H163L161 149L159 151V149H158L159 147L156 148V155L158 154L157 157L158 158L162 157L161 158L162 160L159 158V161L161 160L162 161L161 163L164 162L165 166L168 165L167 167H169L171 169L170 172H177V171L180 172V171H185L186 170L185 172L187 174L189 173L188 175H189L190 178L188 177V175H187V177L185 175H184L185 177H182L183 176L182 173H181L182 174L181 176L180 175L177 176V175H174V174H173L174 176L172 174L169 175V179L173 183H176V186L174 185V187L175 188L179 187V189H178L179 191H184V192H177V190L175 188H173L174 191L176 190L175 194L177 193V199L179 198V200H180L181 197H182V199H184L183 197H185V196H182V195H186L187 192H189L188 190L193 189V188H197V189H199L201 191H205V190L207 191V189L209 187H211V186H209L210 185L209 183L211 181H216V182L222 181V183H223V181L224 182L227 181L228 184H224V192L223 193L221 192L222 190H219V188L217 189V191L215 190V191H213V192L211 191V192L215 193V194H216V192L217 193L219 192L218 195H223L224 193H227V191H225V189H228V193H229V190H230L229 196L231 194L233 196V199L238 196V193L240 191L241 192L244 191V192H242L244 195H245V192H246V196L250 194L248 192H253L252 194L247 196V197H249L251 199V200L250 199L248 200L249 204H252V203L256 202L254 200L255 199L254 197H256L257 200H260V201L264 202V191L262 192V190H264V189H262V187H261L262 185L259 187L260 189H262L261 192H260V189L258 188V186L260 185L259 183L262 182V180H261L262 178L259 179L260 176L263 177V182H264V174L257 173L259 175L258 176L256 173H253L252 175H250L251 173L248 172L249 173V175H248V173L246 171H242V173H245V174L247 173L245 175V174H242L241 172H239V171H237L235 169L234 173H232L233 176H230L232 174L231 173L229 174L228 171L233 172L232 170H234V169L231 170L230 168H232L234 166H237L238 165L237 162H239L240 159H239V161L237 159L235 160V158L233 160V158H230L228 156L230 158V160H229L228 157H226L227 154L226 153L224 154V150H223L222 146H220L221 144L218 143L219 142L218 140L216 141V140L211 139V138L207 139L209 137H205L204 139H201V140L199 139L200 141L199 140L197 141L196 138L193 139L194 137H190L189 135H186L184 133L183 134L184 135L183 138H185L184 141H186V145L189 147V148L188 147L184 148V147H180L179 145H177V143H175L176 141L173 142L172 138L171 139L170 138L167 139L168 137H165V136H161L160 137L159 135H162L161 131H157V132L160 133V134L158 133V135L156 133H153ZM174 132H176V131H174ZM207 132H205L206 135L210 136L211 132L210 133H207ZM177 133L179 134V132H177ZM182 133L183 132H181L180 135H182ZM216 136H218V135H216ZM0 137L2 138V139L0 138L1 139L0 140V145H1L0 150L2 148L5 151H7V149L9 150L11 147H12L11 149H14V146L17 145V143L15 141H18V143L22 144L21 140L12 139L11 136L8 137V136H5V135H0ZM101 139H99V140H101ZM5 140L7 141V143H10V144L7 145ZM32 140H34V139H31V141ZM105 140L102 139L101 142L102 141L105 142ZM117 140H118V142H120L119 138H117ZM11 141H13V142H11ZM104 142H102L101 143L102 146H100L101 147L100 149H102L101 150V154H100V158L102 157L100 159V163H102V164H100V168H99L100 171L102 170L101 174L103 176H101V179H103L104 182L103 181L102 182L104 184L101 182V179L98 181L96 178L92 177L87 172H84L80 168L79 164H76L75 162L70 161L68 159H64L62 164H55L56 162H54L50 157H48V155H45V154H43V153L38 151L36 153V155L30 156L28 160H26V159H23V160L20 159L19 160L18 159L19 157H17V156L15 157L16 159L14 157H8L7 158V156L4 153L1 154L2 152L0 151L1 152L0 153V160H1L0 161V169L2 170V171H0V174H1L0 175V207L3 208V210L6 213L9 214V215L5 216L6 219L12 218L13 213H16L18 216H20L19 217L20 221H26V220H29V219L36 221L35 222L36 224L34 225V227H31V228L28 227V226L23 225L22 223H18V222L12 223L11 226L0 228V264H101V263H104V264H171L170 261L168 259H166V257L164 255H161V251L160 252L152 251L150 249V245L148 244V243H152L153 240H154V243L156 242L155 244H157V241L159 242L160 239L165 240V236H158V235H155V234L152 235L149 232L147 234V232H146L147 230H145L146 227H147V223H146L147 221H144L146 219L141 218V219H144L142 222L144 224L146 223L145 224L146 226L141 222V219L139 220L141 223L138 222L137 220H138V218H140L138 216L141 215V214L138 213V216H137V211L136 210L133 211L132 207L130 206V204L132 202H134L135 200H136V202L137 201L139 202V199H140V200L143 201L144 205L149 207L148 205H154V204H160V203L161 204H168V202L171 203L172 202L171 200H173V198H170V197H164V198L162 197V198H160V197H153V196H150V195H148V196H140V195L137 196L136 194L132 193L131 190L125 188L123 186L124 180L130 179L131 181L136 183L138 178L135 177L136 176V175H134L135 173L132 174V172H130V170H127L128 168L124 167V165H125L124 163L120 164V162H119V164H118L119 167H118L116 165L117 164L116 161L115 162L112 161L113 159H112V157L110 155V151L118 149V146H116V144H119V143L115 142L116 144L115 143L113 144V143H110L109 141L108 142L106 141L110 145L111 144L115 145V147H114L113 145L109 146L106 142H105L106 144H103ZM122 142L123 143H127L126 139H124V141L122 140ZM163 142H165L166 144L163 143ZM211 142H212V144H211ZM29 143H30V141L27 142V144H29ZM98 143H100V142H98ZM171 143H172L173 146L172 145L170 146ZM3 144H4V146H3ZM202 144H204V145H202ZM120 145H121V143H120ZM103 146H106V148H104ZM108 146L110 148H108ZM112 146L114 147L113 149H112ZM176 146H178V147H176ZM6 147H8V148H6ZM262 148L264 149V146H262ZM177 149L178 150L181 149L183 152L181 150L178 151ZM186 150H188V151H186ZM188 152L191 153V154L189 155ZM107 153H109V154H107ZM103 155H106V158H108L107 159L108 161L105 159V157H103ZM159 155H161V156H159ZM184 155L186 157H184ZM37 156L43 157L44 159L48 160L49 163L53 165V171L45 172L42 169L43 166L42 165H38V163H40V161L37 159ZM124 158H126V157H124ZM223 158H224V160H223ZM9 159H10V161H9ZM109 159H112L111 160L112 162H110ZM5 161H8L9 163L12 162L13 164H11V163L9 164L8 162H5ZM159 161L156 162V163L152 162L156 166H153V164L150 161H148L147 164H145V163H143V164L147 165L150 168L157 167L156 169H158L160 167L158 166L157 163H159V165L161 166ZM224 161L225 162H229V166L227 165L228 163L224 164L225 163ZM232 161L233 162L237 161V162L235 163V165H233L234 163ZM1 162H2V164H1ZM105 163L107 164V166L109 168L111 167L110 165H112V167H115L114 170L112 168H110L111 170H108L109 168L105 167L106 166ZM166 163H167V165H166ZM103 164H104V166H103ZM122 164H124V165H122ZM230 164H232L233 166L230 165ZM11 165H13V167ZM15 165H16V167H15ZM101 165H102V167H101ZM4 166H6L7 168L9 167V168L7 169ZM36 166H40L41 168L40 167H36ZM224 166H225V168L229 167L230 170L229 169L225 170ZM256 166H257V164H256ZM173 167L177 168V170H174L175 168H173ZM188 167H190V168H188ZM10 168H11V170H10ZM17 168H20V169H18V170L21 171L20 173H18L19 171L17 170ZM178 168H180V169H178ZM181 168H183V169H181ZM221 168L224 169L225 172ZM220 170L222 172H224V174L222 172H220ZM8 172H9V174H8ZM10 172H13V173H10ZM15 172H17V173H15ZM105 172H106L107 175L105 174ZM147 172L149 173L150 171L149 170H145V173H147ZM226 172L229 174L228 175L230 177V178H228L229 180L228 179L225 180L227 178V175H225ZM118 173H120V175ZM196 173H198V176H195ZM218 173H221V174H218ZM104 174L107 177L105 180H108L109 182H111V186L112 187H117L118 189L122 190L123 193H120V192L116 191L114 188L111 189L112 187L110 188V186L108 187L107 185H105V180H104V178H105L104 176L105 175ZM109 174L111 175V177H110ZM236 174H237V176H235ZM122 175H123V177L124 176H127V177L123 178ZM238 175H239V177H238ZM247 175H248V177H247ZM254 175H257L256 178L258 177L257 179H259V181L255 180V178L254 179L252 178ZM194 176H195V179L193 178ZM234 176L237 177L238 179L236 180L235 178H231V177H234ZM112 177H114V178L116 177L117 179H114V178L111 179ZM210 177H211V179H210ZM217 177L220 178V179H217ZM224 177H226V178H224ZM187 178H188V180H187ZM200 178H201L202 181L200 180L198 182L197 180H199ZM239 178L243 181V182L240 181V184H239L240 186H241V183L243 184L241 186V188L238 185ZM157 179H159V178H157ZM192 179H193V181H192ZM230 179L235 180V181H231ZM69 180L75 181L77 185H75V187H70L66 183ZM116 180H118V181H116ZM160 180L161 181L156 180L157 184H159L161 186L163 185V186L166 187V184H167L166 180L165 179H160ZM164 180H165V183H166L165 185L163 183ZM139 181H141V180H139ZM139 181H138V183H139ZM203 181H204V183H203ZM245 181H246V184H245L246 186L244 185ZM247 181H252L251 182L252 184H249V182H247ZM115 182H117V183H115ZM232 182H237V183L234 184ZM118 183L120 185H118ZM236 185H238V186H236ZM247 185H250L251 188H249L250 186L247 187ZM252 185L255 186V188ZM256 185H258V186L256 187ZM167 187H170V186L167 185ZM243 187H244V189H243ZM252 188L256 189V191L254 189H252ZM181 189H183V190H181ZM239 189H240V191H239ZM245 189H246V191H245ZM186 190H187V192H185ZM231 190L233 192H231ZM252 190H254V191H252ZM178 193H179V195L181 193V197L178 195ZM65 194L73 196L74 198H76L79 201L75 202V201H72V199L69 200L68 198H66ZM258 194H261V195H258ZM226 195L227 194H225L223 196H226ZM257 195L261 196V197H257ZM149 196H150V198H149ZM152 197H153L154 201H159V199H160L163 202L162 201L161 202L159 201V203L158 202H154ZM227 197L226 198L223 197V199L227 201L228 200ZM247 197H246V199H248ZM156 198L157 199L159 198V199L157 200ZM252 198H254V199L252 200ZM149 199L150 200L152 199V201H150ZM167 199H168V201L166 202ZM177 199H175V200H177ZM229 199H230V201L229 200L227 202L224 201L223 204L230 206L232 209H233V207L237 208V207L242 205V204L240 205V203L236 199L233 200L232 197L229 198ZM142 201H140V203H142ZM231 201H233V202L237 201L238 203L236 202L237 203L236 204V203H233ZM152 202H154V203H152ZM164 202H166V203H164ZM228 202H231V204L233 203V204H236V205L239 204V205L238 206H235V205L232 206ZM46 203L60 204V205H62L64 207L65 212H62V215H59V214L57 215V214H54V212L57 213V211H54V212L50 213L49 212L50 209L46 208L47 211H48V213H47V211L45 209ZM262 204H264V203H262ZM189 206H193L192 207L193 209L191 207H189ZM244 207L245 208H243L241 206V209L243 208V210L245 209V211L239 209L240 208L239 207L238 210L237 209H233L232 210V212L235 211V213L226 214L227 212H225L224 214H226V216L228 217V218L226 217V221H223V220H225V215H223L224 217L220 216V214L216 213V211L214 209L211 208L210 211H208L209 209L207 208L208 209L207 210L205 208V213L207 211L208 212H207V214H204L203 216H206L207 219L210 218V221H212V222L215 221V222L211 223L209 220H206L207 222L202 223L201 226H200V223L199 224L196 223V225H195L194 220H193L192 223H191V221H189L190 223H180V224H185V225H181L183 227V229L185 228L186 225H188V226H186L188 228H185V230L187 229L186 231L182 229L183 231H185L187 233V234H185V239H184V240H187V241H182L181 242L183 244L185 242L184 245L181 244L179 241L177 242L180 246L183 245L182 248L180 246H178L177 243H174L175 245L173 247H175L177 245V247H175V248H176L177 251H179V256L178 257L180 258V255L182 257L180 258L181 260L179 262H173L172 264H183V263H186V264H251V263L252 264H260L261 262H262L261 264H263L264 261L259 259V257L262 256V254H260V252L262 253V251L264 250V246H263L264 242L263 243L261 242V241H264V240H262V238H264V233L262 234V232H264V231H262V230H264V224H262L263 221L262 222L260 221L261 218L263 217V216H261L262 213L258 214V213L261 212L262 209H259L260 210L259 211L258 209L254 208V211H253V209L249 208L250 210L248 212L247 211L248 208L246 206H244ZM186 208H187V210L189 209L188 211H191L190 213L194 212L193 211L194 210V205H186ZM224 208L226 209L227 207H224ZM227 209H230V208L228 207ZM151 210L147 209L149 215L151 214V213H149V211L153 212ZM250 211L253 212V215H252V213H250ZM255 211H259V212L257 213ZM262 211L264 212V210H262ZM154 212H155L154 214H157L156 213L157 211H154ZM209 212H212V216H210L211 214ZM243 212H246V213H243ZM187 213L188 212L185 211V214H186L187 217H190V216L193 217L194 216V213H192L193 215H191L190 213L189 214H187ZM208 213H209V217H208ZM242 213H243V217L238 216V214L240 215ZM159 214L155 215V216H153L152 214L150 216L149 215H146V216H148L149 218H151V216H153L154 218L153 219L151 218V220H150V222L152 224H154L152 226L157 227L156 224H155V223H157V225H159V227H157V229L164 230L165 228L168 227V226H166V220L167 221L169 220L168 217H166V215H168V214L164 215L162 213L161 214L162 216L159 215ZM216 214H218L219 216L217 215L218 216L217 217ZM244 214H246L247 216H245ZM250 214H251V216L248 218V216ZM257 214H258V217L254 218V216L257 215ZM229 215H230V217H229ZM259 215H260V218H259ZM263 215H264V213H263ZM163 216H165V217H163ZM186 216L183 214L181 217H185L184 219H187ZM214 216H216L217 219ZM237 216H238V219L236 218ZM134 217H138L137 220ZM178 217H180V216H178ZM244 217H246V218H244ZM51 218H55V219H58V220L61 219L59 221L60 223L57 226H54V225H50L49 227L41 226V224H40L41 221L47 220V219L50 220ZM211 218H213V219L211 220ZM221 218H223V220ZM231 218H233L232 221H231ZM234 218H236L237 220L236 219L234 220ZM80 219H82V220H80ZM170 219H174V217H172ZM244 219H245V221H244ZM247 219L249 220L248 222H246ZM251 219L253 221L250 222ZM257 219L259 220V222H261V224L263 226V228L261 226V230L257 229L258 231L255 229L256 228L255 226L260 224ZM99 220H103V221H99ZM254 220H256L257 225H256ZM262 220H264V218ZM78 221H80V222H84L85 221L86 222L85 224H87L88 226H91L94 230H98V229L105 230V229H107V227H109L111 225V226L115 227V229H116L115 232L116 233H113L110 236L111 237L110 239H106V240L103 239L104 241H108L109 243H104L102 241L99 242V241H96L95 238H93L94 235H92V236L90 235L91 236V237L89 236L90 238L88 237V235L86 236V234L79 229L83 224H80ZM233 221H234V223H236V221L237 222L239 221L242 225H240V223L238 222V224H234L235 227L237 226V228H235L233 225H231V224H233L232 223ZM162 222L164 223V226L162 225ZM183 222H184V220H183ZM242 222H245V224H243ZM207 223H209V224H207ZM248 223H251V224L253 223V224L249 226ZM192 224H194V225H192ZM207 225H209V227ZM210 225L214 226L213 228H215V230L218 229L217 231H219V233H217V231H214L213 228H210L211 227ZM246 225H247L248 228L246 227ZM231 226H232V229L230 228ZM238 226H239V228H238ZM192 228H194V229H192ZM226 228H228V229H226ZM257 228H259V227H257ZM188 229H189V231H188ZM220 229L222 231L224 229H226V230L221 233ZM179 230H180V228L178 229V231ZM182 230H180V231H182ZM192 230H193V232H192ZM243 230L245 231L244 235H242V233H244ZM200 231H202V232H200ZM211 231H214V232H211ZM252 231L253 232L257 231V232L256 233L254 232L255 233L254 234ZM260 231H262V232H260ZM258 232H260L259 236L257 234ZM60 233L64 234L63 236H65L68 233V235L71 236L74 239V242H71V241L69 242V241L65 240L64 238H62V235ZM213 234H217V235H213ZM247 235L250 238L249 237L246 238ZM254 235H255V237H254ZM77 236H79V237L76 238ZM84 236H86V238ZM191 236H193V237H191ZM233 236L234 237L236 236V237L233 239ZM39 237H42V240ZM155 237H156V239H155ZM258 237H259V239L257 240ZM152 238H153V240H152ZM244 238H246L245 239L246 241H243ZM251 238H253V239H251ZM148 239L149 240L151 239L152 242H151V240L149 241ZM166 239H168V236H166ZM188 239L191 240V241L188 242L189 241ZM240 239H242V240H240ZM236 240H238V241L236 242ZM147 241H149V242H147ZM231 241L234 243V245H233V243ZM242 241H243V243H242ZM247 241H248V243H247ZM237 243H239V244L242 243V245H239ZM257 243H259V245H257ZM235 244L238 245L239 247L238 246L235 247ZM250 245H251V248L249 247ZM260 245H262V246H260ZM257 246H259L260 248H258ZM160 247H162L163 249H167L168 247H169L168 249L173 248L170 245L166 246V244H162V246L160 245ZM178 247L181 248V249H179ZM229 247H231V248H229ZM245 248H247V249H245ZM123 250L127 253V257H129L130 260L126 259L122 255V251ZM183 250H184V252H183ZM263 254H264V251H263ZM256 256H258V257H256ZM257 258L259 259V261L260 260L261 261L259 262Z\"/></svg>", "mask_w": 264, "mask_h": 264}]
</instances>
